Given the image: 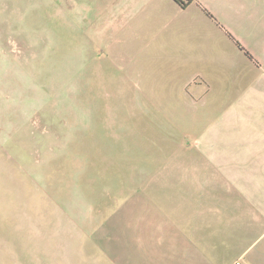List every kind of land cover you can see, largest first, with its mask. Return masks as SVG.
Masks as SVG:
<instances>
[{
  "label": "crops",
  "instance_id": "0c3cea01",
  "mask_svg": "<svg viewBox=\"0 0 264 264\" xmlns=\"http://www.w3.org/2000/svg\"><path fill=\"white\" fill-rule=\"evenodd\" d=\"M65 2L89 96L150 103L102 107L100 154L85 124L86 264H264V0Z\"/></svg>",
  "mask_w": 264,
  "mask_h": 264
},
{
  "label": "rangeland",
  "instance_id": "374dc122",
  "mask_svg": "<svg viewBox=\"0 0 264 264\" xmlns=\"http://www.w3.org/2000/svg\"><path fill=\"white\" fill-rule=\"evenodd\" d=\"M69 20L65 0H0V264H86L85 230L113 200L85 124L100 154L102 107L150 105L89 96Z\"/></svg>",
  "mask_w": 264,
  "mask_h": 264
},
{
  "label": "trees",
  "instance_id": "16d2710c",
  "mask_svg": "<svg viewBox=\"0 0 264 264\" xmlns=\"http://www.w3.org/2000/svg\"><path fill=\"white\" fill-rule=\"evenodd\" d=\"M177 1L180 2L182 6H186L192 0H177Z\"/></svg>",
  "mask_w": 264,
  "mask_h": 264
}]
</instances>
